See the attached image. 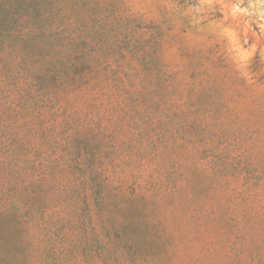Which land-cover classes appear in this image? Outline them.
Segmentation results:
<instances>
[{
  "label": "rangeland",
  "instance_id": "rangeland-1",
  "mask_svg": "<svg viewBox=\"0 0 264 264\" xmlns=\"http://www.w3.org/2000/svg\"><path fill=\"white\" fill-rule=\"evenodd\" d=\"M55 2L75 9L77 51L97 59L106 92L88 115L75 104L86 119L114 115L126 140L118 165L100 166L121 196L137 197L125 215L164 230L145 245L151 261L264 264V0ZM87 139L53 134L45 148L75 160ZM40 231L34 246L46 247Z\"/></svg>",
  "mask_w": 264,
  "mask_h": 264
},
{
  "label": "trees",
  "instance_id": "trees-1",
  "mask_svg": "<svg viewBox=\"0 0 264 264\" xmlns=\"http://www.w3.org/2000/svg\"><path fill=\"white\" fill-rule=\"evenodd\" d=\"M96 61L77 51L75 9L0 0V264H160L145 245L162 242L164 230L146 215L129 219L137 197L121 196L100 166L118 165L122 126L114 115L86 119L75 104L88 115L106 94ZM18 89L28 96L11 99ZM53 134L67 142L90 137L85 155L50 159ZM34 224L46 247L34 246ZM129 225L137 234H126Z\"/></svg>",
  "mask_w": 264,
  "mask_h": 264
}]
</instances>
